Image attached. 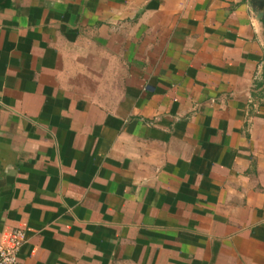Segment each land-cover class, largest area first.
Segmentation results:
<instances>
[{
  "label": "crops",
  "instance_id": "0c3cea01",
  "mask_svg": "<svg viewBox=\"0 0 264 264\" xmlns=\"http://www.w3.org/2000/svg\"><path fill=\"white\" fill-rule=\"evenodd\" d=\"M263 70L251 0H0V244L264 264Z\"/></svg>",
  "mask_w": 264,
  "mask_h": 264
},
{
  "label": "built area",
  "instance_id": "2783aa9c",
  "mask_svg": "<svg viewBox=\"0 0 264 264\" xmlns=\"http://www.w3.org/2000/svg\"><path fill=\"white\" fill-rule=\"evenodd\" d=\"M25 242V232L17 228L11 231L7 241L0 244V264H18V253Z\"/></svg>",
  "mask_w": 264,
  "mask_h": 264
},
{
  "label": "water",
  "instance_id": "95a60500",
  "mask_svg": "<svg viewBox=\"0 0 264 264\" xmlns=\"http://www.w3.org/2000/svg\"><path fill=\"white\" fill-rule=\"evenodd\" d=\"M251 5L257 19L264 21V0H251Z\"/></svg>",
  "mask_w": 264,
  "mask_h": 264
},
{
  "label": "trees",
  "instance_id": "16d2710c",
  "mask_svg": "<svg viewBox=\"0 0 264 264\" xmlns=\"http://www.w3.org/2000/svg\"><path fill=\"white\" fill-rule=\"evenodd\" d=\"M263 76H264V70H263Z\"/></svg>",
  "mask_w": 264,
  "mask_h": 264
}]
</instances>
